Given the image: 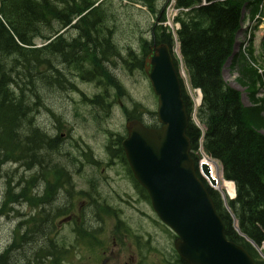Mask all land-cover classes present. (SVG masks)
Here are the masks:
<instances>
[{
  "label": "trees",
  "instance_id": "obj_1",
  "mask_svg": "<svg viewBox=\"0 0 264 264\" xmlns=\"http://www.w3.org/2000/svg\"><path fill=\"white\" fill-rule=\"evenodd\" d=\"M126 1L146 7L153 20L147 31L149 34L144 36L147 33L145 31L138 37L139 50L132 45L123 49L115 42L119 32L116 0H0V178L6 180L7 187L0 214L8 215L11 202L27 201L31 205H39L48 201L51 207L59 191H66V196L71 199V203H68V206L71 205L69 212L82 207L89 199L94 201L100 217L106 214L119 216L121 210L109 202H100V193L98 198L87 190H75L76 183L68 170L69 165H59L54 161L56 154L62 150V133L67 129V121L63 120V116L53 117L58 131L49 134L38 125L37 115L41 108L47 106L42 96L43 90L49 88L56 91L72 86L69 84L70 79L66 84L57 85L56 79L66 80L61 66L69 65L70 72L76 70L84 79L95 81L102 87L105 84L107 87L104 92L113 86L115 96L123 98L126 88L111 66H117L122 60L130 71L136 68L143 70L144 56L154 43L165 42L174 46V35L163 24L167 20V8L171 0ZM209 1L205 6L196 7L200 0H176L179 12L174 21L181 25L177 35L182 60L193 88L201 89L203 93V102L198 110L200 124H197L191 118L193 99L184 91L190 116L187 135L196 163L200 159L198 151L203 140L205 152L219 161L225 178L236 184L237 197L228 200L231 212L225 207L221 194L210 188L217 211L226 224L228 238L241 243L258 264H264L252 243L240 235L234 226L236 218L243 235L257 245L264 241V134L261 132L264 130V89L263 95L256 97L258 86H263V83L258 70L249 64L246 55L241 52L237 58L241 76L239 82L248 88L255 104L246 107L242 103L241 93L230 87L222 75L240 28L243 6L246 4L255 16L264 9V0ZM70 25L77 30L76 34H62L61 30ZM50 37L55 39L44 46ZM37 39L42 40V46L36 43ZM253 50L252 47L247 50L252 61L255 60ZM105 96L97 95L95 103L107 111L109 106L101 102ZM133 105V108L124 107L126 115L145 119L149 110L139 102ZM152 115L155 121L156 113L152 112ZM110 135L106 146L111 156L109 164L114 160L122 163L142 199L150 202L147 191L135 180L130 169L122 145L124 135L111 132ZM81 156L84 160L79 161L72 154L67 162L72 165L79 161L78 171L86 163L94 165L97 167L94 173L104 166L103 160L94 159L89 149H82ZM48 163L55 164L46 167ZM209 165L215 174L216 164L210 161ZM41 176L46 180V190L34 193L36 182ZM219 177L221 182L223 179ZM86 182L92 184L89 189L99 191L97 180L91 178ZM223 184L234 195V184L228 181ZM49 211L44 208L39 212V217L29 220L30 225L24 235L18 230L13 246L31 237L33 241L37 236L41 237L42 242L47 239L48 243H53L56 234L50 232L49 224L56 226L53 219L61 213L51 217L55 213L54 209L50 208ZM84 233L94 235L87 230ZM38 244L39 240L36 241ZM10 253L8 250L0 256V264H14V255ZM39 259H42L40 252L29 260L34 263Z\"/></svg>",
  "mask_w": 264,
  "mask_h": 264
},
{
  "label": "rangeland",
  "instance_id": "obj_2",
  "mask_svg": "<svg viewBox=\"0 0 264 264\" xmlns=\"http://www.w3.org/2000/svg\"><path fill=\"white\" fill-rule=\"evenodd\" d=\"M115 3L119 9L117 11L116 23L118 25L119 32L115 42H117L123 49H126L129 45H132L134 49L139 50L138 37L145 31H148L150 23L153 22L151 15L146 10L147 8L139 3H137V5H132L124 0H116ZM158 4L159 1L157 2V5ZM176 14L177 11H175L173 8L169 9L171 21L173 16H176ZM171 23L173 26V21ZM177 27L178 25H176V28ZM170 30L172 32L174 31L173 29ZM147 34L149 33H144V36H147ZM263 41L264 20H262L259 28L257 29L256 38L254 41L258 63L261 65L264 63ZM237 42L238 45L235 46L234 49L235 53H237L239 50L242 42L244 43V31H242L237 37ZM37 43H41V41L38 40ZM57 61L60 62V60ZM179 62L182 64L181 60ZM181 64L180 66L182 67ZM233 64L234 63L232 60H229L228 64L225 65L224 78L227 83H229V85L242 91L243 102L245 106H250L247 95L248 92L245 88L238 84L240 75L238 73L239 71L237 65L233 67ZM125 66L122 60L118 62L117 66H111V69L114 71L116 76H118V79L121 80V83H123V86H125L126 91L128 92V96L123 103L115 96L116 92L114 91L113 86H109V91L104 92L107 87L105 84L102 87L97 82L88 81L86 78L81 79V77H78V75H74V77L71 79V81L74 82V84L80 89L78 91H52L49 88L43 90L42 96L47 106L41 109V112L37 115L38 125H40L42 130L49 134H53L55 132L56 121L53 118L55 115H62L64 118L63 120L69 122L70 126L74 127L71 131V134L69 135V138L66 137L64 148L60 151V153L56 154V158L54 159V161H56L59 165L60 163H66V155L70 157V155L73 154L81 159L79 157L80 151L82 150L81 144H84V148H89L90 152H94L96 156L98 155L105 159L107 157L106 144L108 143L110 136L109 132L115 131L123 134L125 133V123L127 121V117L122 104L125 103L128 108H133V103L139 102L150 111L157 110V97L151 90V85L144 71L142 69H134L133 71H130ZM60 68L65 74L66 80L63 79L61 81L60 79H56L58 86L68 83L70 76L69 65H64ZM83 93L86 96H84ZM261 93L262 89L260 88L259 95H261ZM99 94L106 95L103 99L106 102L109 100V102L113 103L114 100H117L116 103L114 102L112 104L109 115H106L107 111L109 110L102 112L99 107H93V105L89 104L87 101L84 102V97L93 100L96 98V95ZM192 95L197 101L199 92H192ZM105 115L106 117L102 118ZM145 119L148 122L153 121L151 115L149 114L145 116ZM65 135L66 134H64V137ZM200 151L201 152H199V154L201 157H203L204 153H202V151L204 150L201 148ZM47 160L49 162L48 158ZM54 164L55 163H48L47 165L50 167ZM99 169L100 170L94 174L95 168L86 165L82 169L81 175L74 174L73 178L76 183L75 190H88L86 181L88 179L94 178L99 182L96 184L99 191L97 192L91 189V194L93 196L99 197L98 194L100 193L102 197L101 200H103V202L106 204L109 202V204L112 206L123 211L121 216L124 218L125 222L127 221L128 224L132 225L138 230L139 228L144 227L146 228L144 231L145 233H147L146 231L149 230L150 233L161 238V231H158L160 228H156L154 225V220L156 217L152 213L151 206L148 201L141 200V198L137 195V189L132 179L128 175L125 166L122 163L115 161V163L106 165L104 168L100 167ZM217 169L219 173H221L220 166ZM218 171L216 172L217 175L219 174ZM5 181L6 180L3 178H0L1 204L5 195V190L7 188ZM224 181L225 180H222V184ZM223 190L228 196L232 197L224 184ZM23 209L28 210V207L25 206ZM108 220H110V218ZM16 225V220H8L7 217L0 219V241L5 239L11 240V238H13V232L16 228ZM63 237L68 240L73 239L72 233L70 232V226H63L61 228L60 235L57 239L60 240ZM162 238H165V236H162ZM164 244L165 243H162L159 248L163 247ZM35 246L36 241L30 246V248ZM26 248H29V246ZM129 252L130 248L128 250H124L123 253L116 250L114 257L117 260V264H122ZM153 259L154 257L152 256L150 258L151 263L153 262Z\"/></svg>",
  "mask_w": 264,
  "mask_h": 264
},
{
  "label": "water",
  "instance_id": "obj_3",
  "mask_svg": "<svg viewBox=\"0 0 264 264\" xmlns=\"http://www.w3.org/2000/svg\"><path fill=\"white\" fill-rule=\"evenodd\" d=\"M145 71L158 95L161 127L131 119L123 140L127 160L137 181L147 190L161 220L177 234L176 248L192 264H257L244 246L228 240L225 223L196 172L187 136L189 116L181 80L168 45L155 46ZM204 172L212 177L208 163Z\"/></svg>",
  "mask_w": 264,
  "mask_h": 264
},
{
  "label": "flooded vegetation",
  "instance_id": "obj_4",
  "mask_svg": "<svg viewBox=\"0 0 264 264\" xmlns=\"http://www.w3.org/2000/svg\"><path fill=\"white\" fill-rule=\"evenodd\" d=\"M154 46L151 47L150 52ZM45 166L48 167L47 164ZM36 184L34 193H43L46 190L47 183L45 179L42 186L38 184V181ZM89 186L91 187L92 184L89 183ZM79 191H82V189ZM65 193L66 191H59L51 207L49 206L51 202L48 201L41 202L39 205H31L27 201L22 203L11 202L14 213H17L16 210H18L21 219L14 229L13 238L0 241V256L10 250V255H14V264H117L114 257L116 250L123 253L124 250L130 248V252L126 255V259L122 264H183L178 259L174 246L171 245L172 234L168 228H161L157 222V226L160 228L158 231H161V238H159V236L150 233L149 230L145 233L146 228L144 227L139 228V230L136 229L127 221L125 222L124 218L120 220L117 216L107 214L105 217H100L96 212L95 205L89 199L82 204V207L76 209L77 211L69 212L68 209L71 205L68 206V203H71V199ZM24 204L27 205L28 210L22 208ZM84 207L85 209L82 210ZM44 208L47 209L48 213L51 212L49 211L50 208L54 209L53 212L55 213L50 215L51 217L61 213L53 219L56 226H53V223L49 224L51 226L50 232L56 234L54 242L48 243L47 239L42 242L41 237L37 236L33 241L31 237L26 242L13 246L16 232L20 230V233L24 235L30 225L29 220L39 217V212ZM109 218L110 220H108ZM23 219H26V221H23ZM82 225L84 226L83 229L85 228L94 235L84 233L85 230L83 231ZM63 226H70L73 239L68 240L65 237L60 240L57 239ZM39 227L40 225L37 226V228ZM99 233L102 234L97 236ZM162 236H165V238H162ZM38 240L40 244L36 245L37 248H30ZM162 243H165L164 246L159 248ZM28 246L29 248H26ZM38 252L42 254V259L34 263L30 262L34 256L37 257ZM152 256L154 259L151 263L150 258Z\"/></svg>",
  "mask_w": 264,
  "mask_h": 264
},
{
  "label": "bare ground",
  "instance_id": "obj_5",
  "mask_svg": "<svg viewBox=\"0 0 264 264\" xmlns=\"http://www.w3.org/2000/svg\"><path fill=\"white\" fill-rule=\"evenodd\" d=\"M163 24L166 26V24H165V22H163ZM62 33V32H61ZM63 34V33H62ZM59 36V35H58ZM55 39V37H50L49 39H46V42L44 43V44H46V45H44V46H47V45H49L50 43H51V41L52 40H54ZM200 100H201V98L199 97L198 99H197V101H196V104L197 105H199V103H200ZM205 160V159H204ZM205 161H207V160H205ZM208 161L210 162V160L208 159ZM207 161V163H208V165H209V162ZM214 162V161H213ZM215 163V162H214ZM216 164V163H215ZM210 166V165H209ZM217 166V165H216ZM211 167V166H210ZM217 168H218V166H217ZM217 171H218V169H217ZM216 171V172H217ZM216 172H215V174H214V176H216V177H219V175L220 176H222V174L221 173H219V171H218V175L216 174ZM222 178V177H221ZM224 180V179H223ZM226 181V180H225ZM229 182V181H228ZM231 183H233V182H231ZM234 184V183H233ZM235 186V185H234ZM216 188H218V189H221V190H223V184H222V181L216 186ZM232 197H234V195H232ZM239 244H241V243H239ZM242 245V244H241ZM6 261V260H5Z\"/></svg>",
  "mask_w": 264,
  "mask_h": 264
}]
</instances>
